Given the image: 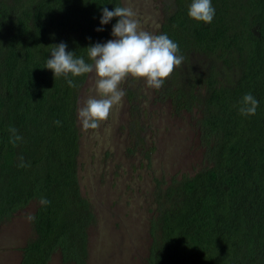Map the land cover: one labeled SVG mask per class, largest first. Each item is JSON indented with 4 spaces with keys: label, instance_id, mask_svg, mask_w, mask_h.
<instances>
[{
    "label": "trees",
    "instance_id": "1",
    "mask_svg": "<svg viewBox=\"0 0 264 264\" xmlns=\"http://www.w3.org/2000/svg\"><path fill=\"white\" fill-rule=\"evenodd\" d=\"M190 3L175 0L161 34L178 55L213 57L223 74L186 73L168 96L179 111L203 107L210 164L166 191L150 264H264V0H212L210 24L189 18ZM117 6L121 0H0V223L39 202L21 264H48L57 252L86 263L93 215L78 183L77 102L89 74L69 76V87L45 65L61 42L90 63L86 48L113 39L117 22L101 26L102 9ZM245 94L259 102L254 115L239 111ZM12 128L22 138L14 143Z\"/></svg>",
    "mask_w": 264,
    "mask_h": 264
},
{
    "label": "rangeland",
    "instance_id": "2",
    "mask_svg": "<svg viewBox=\"0 0 264 264\" xmlns=\"http://www.w3.org/2000/svg\"><path fill=\"white\" fill-rule=\"evenodd\" d=\"M174 2L121 0L137 13L142 29L155 35L175 11ZM213 69L223 74L213 57L194 53L183 57L159 89L129 77L120 84L122 103L108 120L97 129L83 130L78 110L95 95V74L89 73L77 102L78 183L93 215L85 264H150L166 191L210 164L202 138L203 107L179 111L168 87L176 80L187 83L186 73ZM200 92L206 97L205 88ZM38 208L39 202L33 201L0 223V264L22 263L23 249L34 238L28 216L34 217ZM48 264L77 263L65 262L57 252Z\"/></svg>",
    "mask_w": 264,
    "mask_h": 264
},
{
    "label": "clouds",
    "instance_id": "3",
    "mask_svg": "<svg viewBox=\"0 0 264 264\" xmlns=\"http://www.w3.org/2000/svg\"><path fill=\"white\" fill-rule=\"evenodd\" d=\"M188 16L196 22L210 24L215 16L212 0H191ZM113 18H117L111 31L113 39L86 48L90 63L83 57L77 58L74 52L66 51L67 45L61 42L51 45V58L45 65L53 72L54 79L63 76L69 87H76L69 76L95 74V95H90L78 110L83 130L97 129L108 120L113 108L122 103L125 92L120 89V84L127 78L143 79L148 87L159 89L183 61V56L178 55V44L167 34L155 35L143 30L131 6H117L113 10L104 7L100 25H107ZM96 31H103V28ZM258 103L251 94H245L239 108L241 115H254ZM10 131L14 135L13 143L22 139L15 135L16 129ZM40 203L46 205L49 201L42 197ZM28 219L34 217L29 215Z\"/></svg>",
    "mask_w": 264,
    "mask_h": 264
}]
</instances>
